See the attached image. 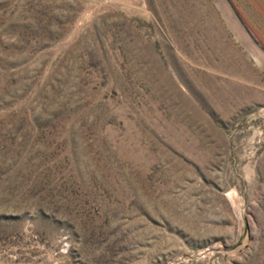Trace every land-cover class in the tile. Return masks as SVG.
I'll use <instances>...</instances> for the list:
<instances>
[{"label": "rangeland", "instance_id": "1", "mask_svg": "<svg viewBox=\"0 0 264 264\" xmlns=\"http://www.w3.org/2000/svg\"><path fill=\"white\" fill-rule=\"evenodd\" d=\"M0 264H264V14L0 0Z\"/></svg>", "mask_w": 264, "mask_h": 264}, {"label": "bare ground", "instance_id": "2", "mask_svg": "<svg viewBox=\"0 0 264 264\" xmlns=\"http://www.w3.org/2000/svg\"><path fill=\"white\" fill-rule=\"evenodd\" d=\"M250 1L261 15L264 14V3H262L261 0H250Z\"/></svg>", "mask_w": 264, "mask_h": 264}]
</instances>
